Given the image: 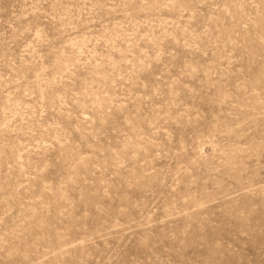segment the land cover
<instances>
[{
  "label": "rangeland",
  "instance_id": "obj_1",
  "mask_svg": "<svg viewBox=\"0 0 264 264\" xmlns=\"http://www.w3.org/2000/svg\"><path fill=\"white\" fill-rule=\"evenodd\" d=\"M0 264H264V0H0Z\"/></svg>",
  "mask_w": 264,
  "mask_h": 264
}]
</instances>
